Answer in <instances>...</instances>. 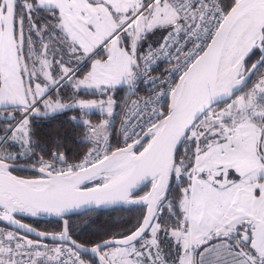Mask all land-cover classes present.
<instances>
[{
	"label": "snow or ice",
	"instance_id": "6c2138e0",
	"mask_svg": "<svg viewBox=\"0 0 264 264\" xmlns=\"http://www.w3.org/2000/svg\"><path fill=\"white\" fill-rule=\"evenodd\" d=\"M161 56L174 63L152 77ZM140 82L150 94L129 105L118 89ZM80 90L104 99L74 98ZM7 109L16 115L0 135V264H90L82 254L97 264H264V0H0ZM72 109L93 147L71 163L60 151L46 159L33 118ZM93 109L107 118L84 119ZM121 112L122 145L110 139ZM25 158L37 178L13 174ZM133 205L145 211L118 238L91 248L71 239L74 213ZM21 214L55 216L61 231Z\"/></svg>",
	"mask_w": 264,
	"mask_h": 264
},
{
	"label": "trees",
	"instance_id": "16d2710c",
	"mask_svg": "<svg viewBox=\"0 0 264 264\" xmlns=\"http://www.w3.org/2000/svg\"><path fill=\"white\" fill-rule=\"evenodd\" d=\"M160 34L150 36L149 40L157 42ZM90 70V66L89 69ZM55 75V74H53ZM254 78V77H253ZM39 82V81H37ZM64 93L73 94L70 85L65 86ZM120 97L123 99L126 86L118 89ZM82 97H99V92L92 93L91 90H80L74 94V98ZM67 101V100H65ZM9 115H16L12 109L0 110V135H3V130L15 123V121L6 119ZM79 111L76 109L67 110L56 115L55 119H45L40 117L33 118V127L35 136L33 137L36 148L35 151L45 158H49L48 154L55 151L64 152L69 155V160L72 158H79L86 154L93 146L86 136V125L84 120L72 121L69 118L78 116ZM117 118L120 115L116 116ZM105 116L100 111H90L84 119L90 121L92 124H97L103 120ZM119 120V119H118ZM27 158L21 159V163H26ZM17 174L23 176H36L35 172L23 170L17 171ZM186 186V182L185 185ZM149 187V186H148ZM148 189H144L147 191ZM143 194V193H141ZM173 197L176 193L173 192ZM145 211L143 206H120L110 209H105L99 213H83L73 215V227L70 229L72 236L79 242L86 245H94L100 242L101 238L107 239L111 237H119L121 233L127 232L138 219L141 213ZM25 221L35 225L36 227L49 231L60 232L61 221L55 218H32L21 216ZM88 221V223H85ZM91 261L97 264V260L92 255H86Z\"/></svg>",
	"mask_w": 264,
	"mask_h": 264
},
{
	"label": "built area",
	"instance_id": "2783aa9c",
	"mask_svg": "<svg viewBox=\"0 0 264 264\" xmlns=\"http://www.w3.org/2000/svg\"><path fill=\"white\" fill-rule=\"evenodd\" d=\"M173 63H174V61H170L168 58H166L164 56L158 57L154 61L153 65L151 67L150 75L152 77H164V78H167L165 70L170 68V67H172ZM151 87L152 86L147 84V83L140 82V83H138V85L136 87V90L133 92V91H130L128 86L126 85V92H125V95H124L123 99H126L128 101L129 105H131L132 102H134V101H139V102L142 103V101L149 96L150 91H151ZM119 115H120L119 118L114 117V119L112 121V129L110 130L111 132L116 133V136L110 137V139H111L112 143L115 144V143L119 142L122 145V139H119L118 130L122 126L121 125V121L124 119V114H123V112H121ZM71 162H73V160H69V163H71ZM4 227H6L5 224H0V228H4ZM8 230L9 231H14L15 229L8 228ZM19 234L20 235H25L26 233L20 231ZM28 238L29 239H33V240L37 239L36 237H33L31 235H28ZM41 242L46 244L49 248L60 246V242L59 241L43 240ZM49 255H51V253H49ZM82 258L87 260L88 257L85 254H82ZM87 261H89V260H87ZM37 264H40V261H37Z\"/></svg>",
	"mask_w": 264,
	"mask_h": 264
},
{
	"label": "water",
	"instance_id": "95a60500",
	"mask_svg": "<svg viewBox=\"0 0 264 264\" xmlns=\"http://www.w3.org/2000/svg\"><path fill=\"white\" fill-rule=\"evenodd\" d=\"M20 164H21V166L24 167L27 171L34 172V171L30 170V166L27 165V163H21V162H20ZM35 173L37 174L36 176H23V175L17 174L16 172H14L13 174H14V175H19V176H21V177H23V178H26V179H31V178H37V177H38V173H37V172H35ZM149 188H150V185H149ZM114 207H115V206H114ZM114 207H112V208H114ZM119 207H120V206H119ZM75 214H80V213H79V212H78V213H74L73 215H75ZM21 216L28 217V216H25V215L21 214V215L17 216L16 218L19 219V220H21L23 223L28 224V225H30L31 227L37 229L38 231L46 232V233H53V234H58V233H59V232H49V231L42 230V229L36 227L35 225H33V224H31V223L25 221L24 219L21 218ZM39 218H45V219H47V218H55V219H58V220H59V218H57V217H55V216H50V215H41V216H39ZM21 231L24 232V233H26L24 230H21ZM70 233H71V232H70ZM28 235H31V236H33V237H36L34 233H33V234H28ZM36 238H37V237H36ZM116 238H118V237H116ZM71 239L76 240L77 243H79V244H81V245H83V246H85V247H88V248H91V247H93V246L95 245V244H94V245H86V244H83V243L79 242L77 239H75L72 235H71ZM107 239H108V238H107ZM47 240H51V239H47ZM98 243H99V242H98ZM86 255H91V254H86Z\"/></svg>",
	"mask_w": 264,
	"mask_h": 264
},
{
	"label": "rangeland",
	"instance_id": "374dc122",
	"mask_svg": "<svg viewBox=\"0 0 264 264\" xmlns=\"http://www.w3.org/2000/svg\"><path fill=\"white\" fill-rule=\"evenodd\" d=\"M95 58H100L99 56L98 57H95ZM253 79H255V77L253 78ZM123 86H126V85H123ZM122 87V86H121ZM75 98H80V99H97V100H99V99H104V97L103 96H99V97H90V98H87V97H82V96H78V97H75ZM65 102H70V101H65ZM91 111H100L99 109H93V110H91ZM107 117H105L104 119H106ZM93 147V146H92ZM91 147V148H92ZM4 149H6V150H8V151H11V152H13V153H16V152H19V151H22V149H20L18 146H14V145H12V144H5L4 145ZM87 260H89V262H90V264H95V263H93L92 261H91V259L90 258H87Z\"/></svg>",
	"mask_w": 264,
	"mask_h": 264
}]
</instances>
